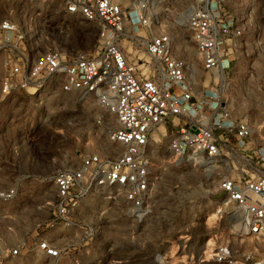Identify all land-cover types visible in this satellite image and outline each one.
I'll return each mask as SVG.
<instances>
[{"label": "built area", "instance_id": "built-area-1", "mask_svg": "<svg viewBox=\"0 0 264 264\" xmlns=\"http://www.w3.org/2000/svg\"><path fill=\"white\" fill-rule=\"evenodd\" d=\"M238 1L194 0L186 19L194 67L161 30L156 0H15L0 18V101L16 105L13 116H32L21 144L34 138L36 116L56 108L88 110L90 136L103 139L53 174L46 217L0 264H127L102 245L106 214L116 227L147 225L170 164L165 154L211 176L240 219V237L264 245V126L256 129L247 111L235 109L232 94L244 11L228 3ZM72 21L96 28L94 53L67 50ZM16 195L7 188L0 200ZM173 260L156 256L159 264H186ZM196 264H264V248L219 244Z\"/></svg>", "mask_w": 264, "mask_h": 264}, {"label": "rangeland", "instance_id": "rangeland-1", "mask_svg": "<svg viewBox=\"0 0 264 264\" xmlns=\"http://www.w3.org/2000/svg\"><path fill=\"white\" fill-rule=\"evenodd\" d=\"M193 2L156 0L153 12L160 18L161 30L174 38L178 55L192 56L197 67L186 24ZM237 3L238 6L228 3L234 10L241 5L239 8L244 11V20L239 24L244 36L238 42L234 61V107L247 111L252 124L259 129L264 126V0ZM14 8L15 0H0V18ZM47 19L54 25L58 22L55 16ZM70 29L66 39L70 53L96 51L95 27L72 21ZM15 108L16 105L0 101V192L7 188L17 190L13 201L0 200V260L17 242L35 235V223L46 217V202L54 198L53 174L76 165L78 154L90 151L94 143L103 139L90 136L95 127L88 110L76 109L70 114L56 108L54 113L36 116L34 138L22 145L20 133L32 116H13ZM164 160L170 164L164 167L156 188L152 219L144 227L131 228L124 221L116 227L115 215L106 214L108 222L100 238L105 250L127 259V264H159L157 255H172L173 263L196 264L199 258H209L219 244H229L238 252L264 248L249 237H240V219L226 205L211 176L196 167L171 164L167 154ZM208 242L209 247L205 248ZM176 246L180 250L175 254Z\"/></svg>", "mask_w": 264, "mask_h": 264}, {"label": "bare ground", "instance_id": "bare-ground-1", "mask_svg": "<svg viewBox=\"0 0 264 264\" xmlns=\"http://www.w3.org/2000/svg\"><path fill=\"white\" fill-rule=\"evenodd\" d=\"M188 14V12H187ZM186 17V16H185ZM176 48V47H175ZM177 50V49H176ZM185 59L192 65L194 66V62L192 61V56H188V57H185ZM53 109V108H51ZM215 216H212V218H214ZM207 245L205 246V248H208L209 247V244L210 242L206 243ZM207 255V253H205Z\"/></svg>", "mask_w": 264, "mask_h": 264}]
</instances>
